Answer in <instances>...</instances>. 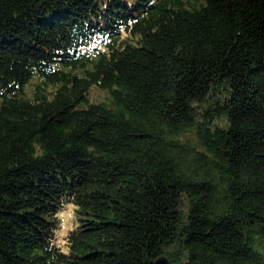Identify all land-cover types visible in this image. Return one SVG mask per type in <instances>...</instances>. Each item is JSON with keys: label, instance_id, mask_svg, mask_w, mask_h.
Listing matches in <instances>:
<instances>
[{"label": "trees", "instance_id": "obj_1", "mask_svg": "<svg viewBox=\"0 0 264 264\" xmlns=\"http://www.w3.org/2000/svg\"><path fill=\"white\" fill-rule=\"evenodd\" d=\"M162 255L264 264V0H0V264Z\"/></svg>", "mask_w": 264, "mask_h": 264}, {"label": "rangeland", "instance_id": "obj_2", "mask_svg": "<svg viewBox=\"0 0 264 264\" xmlns=\"http://www.w3.org/2000/svg\"><path fill=\"white\" fill-rule=\"evenodd\" d=\"M93 96L96 98H106L107 94L98 88L94 89ZM58 215L60 216L61 226L56 231V243L59 244L63 249L67 250V234L69 230L75 228L81 224L80 216L76 213L75 204L69 203L67 207L61 210Z\"/></svg>", "mask_w": 264, "mask_h": 264}, {"label": "water", "instance_id": "obj_3", "mask_svg": "<svg viewBox=\"0 0 264 264\" xmlns=\"http://www.w3.org/2000/svg\"><path fill=\"white\" fill-rule=\"evenodd\" d=\"M155 264H174L166 255L158 257L155 261Z\"/></svg>", "mask_w": 264, "mask_h": 264}]
</instances>
